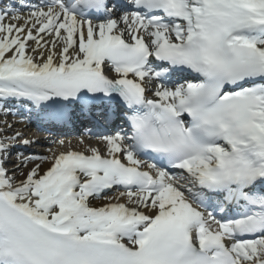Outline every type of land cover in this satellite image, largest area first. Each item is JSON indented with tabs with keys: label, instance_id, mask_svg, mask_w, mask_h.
Segmentation results:
<instances>
[{
	"label": "snow or ice",
	"instance_id": "6c2138e0",
	"mask_svg": "<svg viewBox=\"0 0 264 264\" xmlns=\"http://www.w3.org/2000/svg\"><path fill=\"white\" fill-rule=\"evenodd\" d=\"M0 116V264H264V0H0Z\"/></svg>",
	"mask_w": 264,
	"mask_h": 264
},
{
	"label": "bare ground",
	"instance_id": "6f19581e",
	"mask_svg": "<svg viewBox=\"0 0 264 264\" xmlns=\"http://www.w3.org/2000/svg\"><path fill=\"white\" fill-rule=\"evenodd\" d=\"M3 117V116H2ZM3 119H5L4 117L1 119V122L3 121ZM9 119V120H8ZM7 120H8V122L9 123H14V122H16V121H21V119H17V118H9V117H7ZM24 127V123H15V128H16V130H19V131H21V132H23L22 131V128ZM9 134H11V133H9ZM94 141V140H93ZM95 142V141H94ZM45 149H47V148H45Z\"/></svg>",
	"mask_w": 264,
	"mask_h": 264
}]
</instances>
